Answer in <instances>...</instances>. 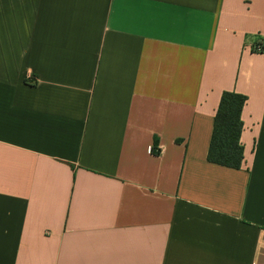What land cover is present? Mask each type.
I'll return each mask as SVG.
<instances>
[{
	"label": "crops",
	"instance_id": "1",
	"mask_svg": "<svg viewBox=\"0 0 264 264\" xmlns=\"http://www.w3.org/2000/svg\"><path fill=\"white\" fill-rule=\"evenodd\" d=\"M257 43L264 0H0V264H264Z\"/></svg>",
	"mask_w": 264,
	"mask_h": 264
},
{
	"label": "trees",
	"instance_id": "2",
	"mask_svg": "<svg viewBox=\"0 0 264 264\" xmlns=\"http://www.w3.org/2000/svg\"><path fill=\"white\" fill-rule=\"evenodd\" d=\"M253 52L264 53V44L258 43ZM247 102L243 95L225 91L217 110L208 152V161L219 166L240 169L244 161L241 136L244 129L242 112Z\"/></svg>",
	"mask_w": 264,
	"mask_h": 264
},
{
	"label": "built area",
	"instance_id": "3",
	"mask_svg": "<svg viewBox=\"0 0 264 264\" xmlns=\"http://www.w3.org/2000/svg\"><path fill=\"white\" fill-rule=\"evenodd\" d=\"M257 44H258V43H257ZM254 46H256V44H255ZM254 46H253V47H254ZM152 151H153V149H152Z\"/></svg>",
	"mask_w": 264,
	"mask_h": 264
}]
</instances>
